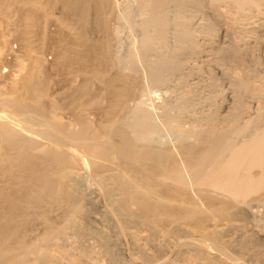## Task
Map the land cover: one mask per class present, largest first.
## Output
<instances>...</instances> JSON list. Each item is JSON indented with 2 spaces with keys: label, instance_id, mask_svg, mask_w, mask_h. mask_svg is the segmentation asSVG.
<instances>
[{
  "label": "bare ground",
  "instance_id": "obj_1",
  "mask_svg": "<svg viewBox=\"0 0 264 264\" xmlns=\"http://www.w3.org/2000/svg\"><path fill=\"white\" fill-rule=\"evenodd\" d=\"M114 1L117 0H0V15L16 16L13 28L25 57L18 59L20 56L8 47L9 38H0V64L9 52L15 63L13 80L6 82V75H0L2 87L7 88L0 93V108L8 112L0 113V264H98L99 258L94 259L91 254L92 258L88 245L86 249L82 246L88 238L98 242L96 245H100L108 261L105 263L156 264L164 255L162 252L169 251L166 248L169 238L181 236L188 238L181 237L183 241H179L182 243L173 257L175 263L234 264L238 258L252 257L255 264H264L257 257L262 239L244 227L245 204L264 205V129L260 130L261 125L257 124L260 128L256 130L258 127L254 128L253 124L234 127L235 124L230 131L217 132L212 130L215 119L205 117L207 122L213 120L209 124L212 129L200 133L205 136H199L194 143H177L181 163L189 170L186 174L192 181L190 187L198 198L195 199L200 201L197 203L191 198L195 195L186 186L189 183L175 155L159 146L155 142L158 139L153 141L149 137L158 131L157 124L148 118L153 126L150 127L147 115L134 101L140 87L136 76L138 66L150 86L159 89L168 87L170 80L190 78V69L194 62H199L210 70L209 82H206L210 88L213 69L238 68V79L232 81L228 77L227 80L232 106H237L238 111L242 101L259 100V108L264 110V96L257 86L251 85L264 77V20L261 24L255 21V28L250 26L252 31H247L257 36L253 46L245 40L233 43L231 35L235 29L225 31L228 34L224 35L227 38L224 46L212 43L201 49L198 41H211L214 30L224 25L225 19L220 17L217 5L224 4L240 15H250L261 8V0H123L120 12L119 4L118 8L114 7ZM51 4L60 5L68 16V23H55L67 32H61L67 43L47 30ZM122 21L137 35L138 48L137 51L132 48L134 54L128 50L126 59L120 60L114 58L108 37L111 24ZM26 23L36 33H25L18 27ZM90 23L94 25L92 32L98 35V38L94 35L95 40L87 36ZM30 35L37 38L41 47L36 49L31 45ZM46 46L58 48L53 66L44 64L39 56L38 51L41 49L43 53ZM189 63L193 64L187 67ZM126 69L130 71L128 74L124 73ZM53 72L60 75L63 94L58 101L48 96L50 101L46 102L49 80L53 79H48V74ZM193 77L200 76L196 73ZM198 91L193 93L196 95ZM133 101L136 106L132 107ZM59 102L61 106L65 103L63 107L70 111L69 122L61 121L56 113L60 110ZM91 114L97 118L89 119ZM83 153L87 163L81 158ZM87 165L97 181L94 183L101 188L99 200L109 209L105 203L95 202L94 196L92 199L86 194L81 175L87 171ZM93 214L101 219L97 220ZM97 222L109 229L111 235L104 228L99 229ZM37 229L40 232L36 234ZM137 231L147 233L145 238L142 236L143 240L140 241ZM216 232L225 238L222 247L226 244L229 252H224L217 243ZM124 235L130 241L132 259L129 255L125 257L121 247ZM71 237L75 240H69ZM67 240L70 245L76 242L75 254V249L65 250ZM142 241L154 244L151 247L158 256H152L151 260L148 253L151 248L146 251L139 243Z\"/></svg>",
  "mask_w": 264,
  "mask_h": 264
},
{
  "label": "rangeland",
  "instance_id": "obj_2",
  "mask_svg": "<svg viewBox=\"0 0 264 264\" xmlns=\"http://www.w3.org/2000/svg\"><path fill=\"white\" fill-rule=\"evenodd\" d=\"M125 2L126 1H128V0H124ZM124 1L123 0H117V1H114V2H116L115 4H114V7L116 6V8H118L120 5L122 6L123 4H124ZM131 1H133V0H131ZM52 2V1H51ZM118 2V3H117ZM260 2H262V4L260 5L261 6V8H259V10L257 9V11H255V12H253V14L252 13H250V15H246V14H244V15H246V16H244V15H240L238 12H236V11H233V9H231V8H229V6L227 7V5H224V4H219V6L217 5L216 7H217V11H218V13H219V15H221L220 17L221 18H223L222 20L224 21V19H225V22H224V25H225V27H224V25H222L218 30H217V28L214 30V35H213V37L212 38H210L211 39V41L209 40H205V41H208V42H204L203 40H201L200 38V40H198V41H201V44H200V42L198 43V44H200L201 45V49L203 48V47H207V45H211L212 43L213 44H219V46H222L223 44L225 45V43L227 44V38H225L226 36H227V34L229 33V31H232V30H230V29H235V30H233V31H235V32H232V33H235L234 35H231V37H232V40L234 41L233 43H236V42H239V43H241V42H243L244 40H245V42L246 43H248L249 45H251V46H253V42H254V40H256V35L254 36L252 33H248L251 29H253V28H255L254 26L255 25H257V24H261V22L264 20V0H261ZM118 4H119V6H118ZM224 5V6H223ZM118 6V7H117ZM119 7L120 9H119V11H118V9H116V8H114V9H116L115 11H116V15H118V17H121V16H119L120 15V13L118 14V12H120V10L122 9V7ZM259 6V7H260ZM60 7V8H59ZM63 9V8H62ZM62 9H61V6L60 5H55V4H51V7H50V16H49V18H48V26H47V30L49 31V33H54L55 35H57V37L58 36H61L60 38L61 39H63L64 38V43H67V41H68V39H65L66 37H65V35H63L62 33H67V32H65V31H61L60 30V28H58V27H56V24L55 23H57V21H60V22H63L64 24L65 23H68V16L66 17V15H65V13L62 11ZM229 11H228V10ZM260 9H262V10H260ZM235 10V9H234ZM118 11V12H117ZM259 11V12H258ZM122 12V11H121ZM226 12V13H225ZM229 12V13H228ZM234 13V14H233ZM260 13H261V15H260ZM8 14V13H7ZM6 14V15H7ZM13 14V13H12ZM9 14L8 16H6L5 14H2V16L0 15V21L2 22V24L0 23V38H5V39H7V38H9V39H7V42H9V44H8V47L9 48H11L10 50H11V52L13 51V53L16 55L17 54V56L19 57L18 59H24L25 57H24V55L22 56V52H21V50H20V45H19V41L17 40V37H16V35H15V29L13 28L14 26L13 25H15L16 24V22H17V20L16 19H14V18H16V16L13 14ZM122 14V13H121ZM230 14V15H229ZM256 14V15H255ZM259 14V15H258ZM3 15H5V16H3ZM11 15V16H10ZM224 17H223V16ZM235 15H237V16H235ZM252 15H253V17H252ZM14 16V17H13ZM225 16H226V18H225ZM244 16V17H243ZM251 16V17H250ZM3 17V18H2ZM250 17V18H249ZM261 17V18H260ZM51 18V19H50ZM195 18H196V16H195ZM194 18V19H195ZM199 17H197L195 20L196 21H199V19H198ZM247 18V19H246ZM2 19V20H1ZM243 21H242V20ZM245 19V20H244ZM122 19H120V21H121ZM195 20H194V22H195ZM234 20V21H233ZM4 21H6V22H4ZM257 22V24H256V22ZM7 22H9L10 23V25H9V27H8V25H7ZM264 22V21H263ZM5 23V24H4ZM121 22H113L112 24H111V26H112V31H111V33H110V36L108 37V40H109V43H110V48H111V51L113 52V55H114V58L116 59H120V60H122V58L123 59H126V56H128L129 55V53L132 51H134L136 48H138V40H137V35L136 36H134V34L133 33H131V30L129 31L128 30V26L122 21V23L120 24ZM197 24H198V22H196ZM199 25H201L202 24V22L201 21H199ZM249 25H248V24ZM4 24V25H3ZM91 24V23H90ZM90 24L88 25L89 27H90V29H88L89 27L87 26V29H88V31L89 32H87L88 33V37L89 38H91L92 37V39H96V37L98 38V35L96 36V32H92V30L94 29V25H93V23L91 24V26H90ZM241 25V26H239V25ZM263 25H264V23H262ZM12 25V26H11ZM249 27H248V26ZM92 26H93V28H92ZM125 26V27H124ZM227 26V27H226ZM228 26H230L229 28H228ZM235 26H237V27H235ZM253 26V28H251V27ZM6 27V28H5ZM18 27L21 29V30H25V33H36L34 30H33V28H32V26L30 27L29 26V24L28 23H26V24H22V25H19L18 24ZM232 27V28H231ZM233 27H235V28H233ZM13 28V29H12ZM91 28H92V30H91ZM222 28V29H221ZM228 28V29H227ZM240 28V29H239ZM244 28V29H243ZM248 28V29H247ZM251 28V29H250ZM14 31H12V30ZM17 29V28H16ZM250 29V30H249ZM76 30V29H75ZM74 30V33L77 31H75ZM91 30V31H90ZM224 30V31H223ZM227 30V32L228 33H225V31ZM237 30V31H236ZM246 31V33H245V31ZM95 31V30H94ZM248 31V32H247ZM252 31V30H251ZM62 32V33H61ZM242 32H243V34H242ZM3 33H5V34H3ZM70 33H73V31L71 32L70 31ZM236 33H238L237 35H236ZM240 33H241V35H240ZM7 34V35H6ZM9 34H10V36H9ZM53 34V35H54ZM60 34V35H59ZM62 34V35H61ZM131 34H132V36H131ZM5 35V36H4ZM13 35H15L14 37H13ZM96 37H95V36ZM224 35H225V37H224ZM247 35V36H246ZM252 35V36H251ZM9 36V37H8ZM13 38H12V37ZM222 36V37H221ZM238 36V37H237ZM241 36V37H240ZM243 36V37H242ZM255 38H254V37ZM10 37H11V39H10ZM134 37V38H133ZM235 37V38H234ZM246 37V38H245ZM29 38H30V40H31V45L33 46V47H36V49H38L39 47H41L40 45H38V43H37V41L38 40H36L37 38L36 37H34L33 35H30L29 36ZM133 38V39H132ZM245 38V39H244ZM254 38V39H253ZM12 39H13V41H12ZM16 41H15V40ZM213 39V40H212ZM226 39V40H225ZM135 40V41H134ZM215 40V41H214ZM243 40V41H242ZM247 40V41H246ZM62 42V44L61 45H63L64 43ZM214 42H216V43H214ZM222 42V43H221ZM231 42V41H230ZM11 43V44H10ZM134 43V44H133ZM202 43H204V44H202ZM209 43V44H208ZM252 43V44H251ZM207 44V45H206ZM60 45V46H61ZM136 45V46H135ZM223 45V46H224ZM59 46V47H60ZM203 46V47H202ZM8 47H7V49H8ZM58 47V46H57ZM129 48V49H128ZM134 50H133V49ZM13 49V50H12ZM18 49V50H17ZM51 49V50H50ZM58 48H55L54 46L53 47H51L50 48V46L48 47V46H46V47H44L43 49H42V51H44L43 53L41 52V49L38 51L39 52V56L40 57H42L41 59H43V62H44V64H46V65H48V66H53V64L55 65V63L54 62H56L55 60V58H56V50H57ZM204 49V48H203ZM20 50V53L18 52ZM128 50H130V52L128 51ZM37 51V50H36ZM136 51H137V49H136ZM17 52V53H16ZM128 53V54H127ZM135 53V51L133 52V54ZM259 53V52H258ZM9 54H10V52H9ZM8 54V56H6L2 61H1V64H0V73H2V74H0V75H6V79H5V81L6 82H10L11 81V79L13 80V75H14V69H15V63H12V59H11V55H9ZM127 54V55H126ZM260 55H261V53H259ZM258 54V55H259ZM42 55V56H41ZM10 56V57H9ZM21 57H23V58H21ZM10 59V60H9ZM5 60V61H4ZM54 60V61H53ZM194 62V61H193ZM138 64V63H137ZM192 64L193 63H189L188 65H187V67H190V66H192ZM8 65V66H7ZM139 65V64H138ZM137 65V66H138ZM203 65V64H202ZM201 65V63H199V62H194V64H193V66H192V69L194 70H192V69H190L191 70V74H189V75H191V77L189 78L188 77V79L186 80H183V81H176V80H173L172 82H171V80L169 81V83H168V87H163V88H157V89H154V88H152L151 86H150V84L147 82V80H146V78H145V75H144V73H143V71H141L142 70V68L140 69L139 67L140 66H138L137 67V72H136V76H137V79H138V82H139V91H138V94H137V96H136V98L134 99V101L136 102V104L137 105H139V107H140V109L143 111V113L144 114H146L147 115V123L149 124L150 122H151V120L150 119H152V121L153 122H155V125L157 124V128H158V131H156V133L155 134H151V136H149V137H151V139L154 141L155 139H158L157 141H155V142H157V144H159V146H162V147H164V148H167V149H169L171 152H172V154L173 155H175L174 157H176L175 159L178 161V164L181 166V171H182V173L184 172L185 174L183 175V176H185V181L187 182V183H189V185H186V186H188L189 188H191L192 187V185H190V184H192V183H190V182H192L191 180H189V175H187L186 174V170L188 169V167L187 168H185L186 166H184L183 164L184 163H181L182 162V159H181V156L179 155V153H178V144H179V142L181 143V141H190V143H194V142H196L197 140H199V138H201L202 136H205L206 134H200V133H205V131L207 132L208 130L207 129H212V130H217V132H227V131H230L231 129H233L232 127L234 126V127H237V124H238V126L239 125H241V126H244V125H249V126H251L250 124H253L252 126L254 127V128H256V127H258L256 130H258L260 127V125H261V128H260V130H262V129H264V127H262V126H264V115L261 113V112H264V110H262L261 108H259V107H261V104H259L258 103V101L259 100H254V102H253V100L251 101V100H248L247 102H241L242 104V106L240 105V104H238L239 105V107L237 108L238 109V111L236 110V107L237 106H232V104H233V102H232V100H231V98H232V96H231V94H230V91H229V89H230V86L228 85V77H229V79L230 80H232V81H235V79L237 80L238 79V73H240L239 72V70L237 71L236 69H238V68H236V69H232V68H230V67H227L226 69L228 70H217V69H213L212 70V74H211V76H212V83H213V85H212V87L210 88V87H208V85L206 86V84L209 82L208 80H209V71L207 70V68H206V66L205 65H203L202 66ZM195 67V68H194ZM201 67V68H200ZM13 68V69H12ZM197 68V69H196ZM200 68V69H199ZM10 70V71H9ZM206 70V71H205ZM236 70V71H235ZM125 71H127V69L126 70H124V73H126V74H128L129 72L127 71V72H125ZM141 71V72H140ZM215 71V72H214ZM224 71V72H223ZM13 72V73H12ZM139 72V73H138ZM202 72V73H201ZM214 72V73H213ZM229 72V73H228ZM54 73V72H53ZM53 73H51V74H48L49 75V77H48V79H50V77H51V81L49 80V87H50V91L48 90V94H47V96H46V98H48V96H49V98L50 99H54L55 101H58V99H59V97L63 94L62 93V91L60 92V90H63L62 89V87H63V83L62 84H60L59 85V82L61 83V81H60V75H58V74H53ZM198 74L200 77L199 78H197V77H193V75H195V74ZM205 73V74H204ZM228 73V74H227ZM193 74V75H192ZM48 75H45V76H48ZM144 75V77H142ZM213 75H214V77H213ZM238 75V76H237ZM58 76V77H57ZM204 76V77H203ZM193 77V79H191ZM223 77H224V80H223ZM208 78V79H207ZM227 78V79H226ZM59 79V80H58ZM141 79V80H140ZM190 79V80H189ZM197 79H198V81H197ZM201 81H200V80ZM1 81H0V93H2V92H4V90H6L7 88L5 87H2V85L1 84H3L2 83V79H0ZM57 80V81H56ZM205 80V81H204ZM226 83H225V82ZM51 82H55V83H51ZM178 84H177V83ZM181 82V83H180ZM193 82V83H192ZM207 82V83H206ZM57 83H58V85H57ZM170 83H171V85H170ZM176 83V84H175ZM191 83V84H190ZM52 84V85H51ZM194 84V85H193ZM195 84H197V85H195ZM51 85V86H50ZM62 85V86H61ZM180 85V86H179ZM182 85V86H181ZM203 85V86H202ZM252 85V87L254 86V87H256V89L258 88V91H259V93H261L262 94V97L264 96V77L261 79V80H258L257 82L255 81V83H252L251 84ZM57 87V88H56ZM177 89H176V88ZM184 87V88H183ZM194 87V88H193ZM198 87V88H197ZM206 87V88H205ZM2 88V89H1ZM188 88V89H187ZM210 88V89H209ZM194 89V90H193ZM199 91H198V90ZM2 90V91H1ZM193 90V91H192ZM204 90H205V92H204ZM195 91H198V93L196 92V95H195V93H193V92H195ZM58 92V93H57ZM201 92V93H200ZM209 92V93H208ZM140 94V95H139ZM194 97H196V98H194ZM105 96H103V98H104ZM186 98V100L184 99V98ZM190 97V98H189ZM193 97V98H192ZM205 97V98H204ZM48 98V99H49ZM190 100H189V99ZM199 98V99H198ZM47 99V101L46 102H48V101H50V99L48 100ZM189 100V103L188 102H186L185 103V101H188ZM192 99V100H191ZM193 99H194V101H193ZM105 100V99H104ZM104 100H103V103H102V106L103 105H105V102H104ZM137 100V101H136ZM179 100H181L180 102V104L179 105H181L183 102L185 103H183L180 107H179V105H178V103H179ZM183 100H185V101H183ZM106 101V100H105ZM131 102L130 103V106H132L133 107V105H135L136 106V104H134L135 102ZM190 101H192V102H190ZM260 102V101H259ZM60 103V110H58L56 113L58 114V116H59V118H60V120L61 121H64V122H69V119H70V111H68L67 109H66V107H63V106H66V104L65 103H63V105L61 106V104H62V102H59ZM261 103V102H260ZM132 104V105H131ZM194 104V105H193ZM187 105V106H186ZM258 105V106H257ZM174 106H178L177 108L176 107H174ZM200 106V107H199ZM169 107L171 108V109H169ZM167 108V109H166ZM182 108V109H181ZM206 108V109H205ZM235 108V109H234ZM258 108V109H257ZM166 109V110H165ZM169 109V110H168ZM200 109V110H199ZM208 109V110H207ZM232 109V110H231ZM240 109V110H239ZM262 111H261V110ZM62 110V111H61ZM168 110V111H167ZM173 110V111H172ZM5 111V112H4ZM7 110L5 109H2L1 110V108H0V113H1V115H2V112L3 113H8V112H6ZM61 111V112H60ZM167 111V112H166ZM176 111H178V112H176ZM68 112V113H67ZM232 112H234V115L236 116V117H234V115H233V113ZM232 114V115H231ZM4 115V114H3ZM151 116V117H149V116ZM156 115V116H155ZM261 115V116H260ZM91 116V117H90ZM162 117V120H161V117ZM239 116V117H238ZM260 116V117H259ZM263 116V117H262ZM89 117V119H96L97 117L96 116H94V114H93V117H92V114L91 115H89L88 116ZM153 117V118H152ZM158 117V118H157ZM205 117L208 119V117H210L208 120H211V119H215V123L213 124L214 126L211 128V127H209L210 125V123H213V120L212 121H208L207 122V120H204L205 119ZM212 117V118H211ZM230 117H232V118H230ZM234 117V118H233ZM238 117V118H237ZM148 118H150V119H148ZM164 118V119H163ZM183 118V119H182ZM202 120H204V121H202ZM229 118L230 119H232V120H229ZM237 118V119H236ZM262 118V119H261ZM92 119V120H93ZM148 120H150V122H148ZM165 120V121H164ZM203 122V123H205V124H203V123H201V121ZM224 120V121H223ZM229 120V121H228ZM237 120V121H236ZM129 122H131V120H129ZM159 122V123H158ZM219 122H222V124L223 125H221V123H219ZM224 122H226V123H224ZM247 122V123H246ZM248 122H249V124H248ZM255 122H257L256 124H255ZM259 122V123H258ZM262 122V123H261ZM165 123H167V125L165 124ZM217 123V124H216ZM219 123V124H218ZM151 124V123H150ZM244 124V125H243ZM257 124H259V126L257 125ZM165 125V126H164ZM208 125V126H207ZM212 125V124H211ZM232 125V126H231ZM246 125V126H247ZM256 125V126H255ZM150 125H148V127H149ZM228 126V127H227ZM240 126V127H241ZM150 127H153L152 126V124H151V126ZM149 127V128H150ZM167 128V129H165V128ZM218 128V129H217ZM228 128H230L229 130H228ZM252 128V127H251ZM151 129V128H150ZM164 129V130H163ZM160 130V131H159ZM162 130V131H161ZM167 130V131H166ZM224 130H226V131H224ZM152 131V130H151ZM165 131V132H164ZM158 134V135H157ZM202 135V136H201ZM199 136H201V137H199ZM148 137V138H149ZM187 138V139H186ZM198 138V139H197ZM150 139V138H149ZM150 139V141H152ZM197 139V140H196ZM148 141V140H147ZM150 141H148L149 143H150ZM192 141V142H191ZM152 143V142H151ZM154 143V142H153ZM178 143V144H177ZM183 143V142H182ZM186 143V142H185ZM165 144V145H164ZM168 144V145H167ZM166 145H167V147H166ZM175 145H176V147H175ZM176 149V150H175ZM175 150V151H174ZM80 153V152H79ZM78 153V154H79ZM178 153V154H177ZM82 153H80L79 155H81ZM180 156V157H179ZM81 158L85 161L86 160V157H85V155H84V153H83V156H81ZM181 160H180V159ZM180 160V161H179ZM87 161V160H86ZM85 161V162H86ZM87 163V162H86ZM182 164V165H181ZM88 167H86V172H85V174H87V175H85V174H82L81 176H82V184H83V188H84V190L86 191V194L89 196L90 195V197H92V199H93V196H94V200H95V202H98V203H105L104 201H101V200H99V199H101L100 198V196L102 195V192H101V188L96 184V183H94V182H97L96 181V179H95V176H94V174H92V172H91V168L89 167V165H87ZM184 166V167H183ZM183 168V169H182ZM90 169V170H89ZM90 172H91V174H90ZM188 172H189V170H188ZM187 172V173H188ZM189 174V173H188ZM92 177H91V176ZM90 177V178H89ZM84 178V179H83ZM91 179V180H90ZM93 182V183H92ZM186 183V184H187ZM93 185V186H92ZM99 187V188H94V187ZM191 186V187H190ZM187 187V188H188ZM86 188V189H85ZM90 188V189H89ZM99 189V191L100 192H97V190ZM193 188H191L190 190H192ZM190 190H188V192H191ZM93 192H96V193H93ZM192 192H193V195H195L194 194V190H192ZM192 192L191 193H189V194H192ZM90 193H93L92 195L90 194ZM100 196H99V195ZM95 195H97V196H95ZM191 196V195H190ZM98 197V198H97ZM191 198H193V199H195V198H197L196 197V195L195 196H191ZM98 201H97V200ZM198 199V198H197ZM197 199H195V201L197 202L198 200ZM198 202H200V201H198ZM197 202V203H198ZM105 205V207H109L106 203L104 204ZM244 205V204H243ZM243 205H242V207H243ZM247 207H244V212H245V214H246V222H244V227H245V229H246V231H248L249 233H254V235L256 234V236L257 237H260V239H262V243H260L259 242V251H257V257H259L260 259H262V260H264V205H262V204H260V203H256V202H254V203H247V204H245ZM262 206V207H261ZM109 209V208H108ZM249 209V210H248ZM112 213V212H111ZM97 214V213H96ZM113 214V213H112ZM112 214H110V217H114V218H112V219H116L115 217L116 216H112ZM114 215V214H113ZM93 216L97 219V220H100L101 218H100V216L99 215H94L93 214ZM98 217V218H97ZM96 224H98V226H99V229H101V228H104V229H102V230H104V231H107V233L109 232V234L111 233L110 231H108L109 229H107L104 225H102L101 224V226H100V223L99 222H97ZM246 225V226H245ZM97 226V227H98ZM104 226V227H103ZM101 227V228H100ZM39 228V227H38ZM214 228V227H213ZM213 230H215L216 231V229L214 228ZM253 230V231H252ZM103 231V232H104ZM40 231L37 229V231H36V234L37 233H39ZM138 233V235H140L141 237L143 236L144 238H145V236L147 235V233L146 234H143V233H145V232H143V231H137ZM143 232V233H142ZM106 232H105V234H107ZM217 233V232H216ZM108 234V235H109ZM217 234H218V236H217ZM216 234V238H218V239H216L217 240V243L220 245V247H221V249L223 248V250H224V252L225 251H228V248L226 247V244H225V246L224 247H222L224 244L222 243V242H224V240H225V238H223L222 237V235L221 234H219V233H217ZM111 235V234H110ZM88 237H89V235H87ZM87 236L85 237V238H87ZM126 237V238H125ZM141 237H140V241L141 240H143V237H142V239H141ZM184 240H185V236H181ZM181 237H173V238H169V240H170V242H168L167 241V250H169V251H166V249L164 250V251H166V252H162V254L161 255H163L162 256V259H161V261L159 262V263H156V264H179V263H175L174 262V259H173V257H174V253L176 252V250H178L179 248H180V245H181V243L182 242H179V241H183L182 240V238ZM90 238H92V237H90ZM123 238H124V240H123ZM180 238V239H179ZM188 238V237H187ZM186 238V239H187ZM72 239V241L73 240H75V239H73V237H71V238H69V240H71ZM158 239H162V238H158ZM69 240H67L68 241V244L67 245H69V247H67V245H65L66 246V249L65 250H69V249H75L74 251H73V253L74 252H77L76 251V246H73V245H75L76 244V242L74 243V242H71V245H70V242H69ZM84 240V239H83ZM93 240H94V242L96 241L95 239H93L92 238V241H91V239H89L88 238V240L86 241V239H85V241L83 242V243H85V245H82L83 246V248L85 247V249H86V245H88V247H87V250H88V248H90L89 250H88V252H89V254L91 255H93L94 256V259L95 258H99L98 260H100V261H98V264H109V263H105V262H108L105 258V256L103 257V253H102V251H101V248H100V245H96V243H98V242H96V243H94L93 242ZM125 240H127V241H125ZM176 240V241H175ZM91 241V242H90ZM220 241V242H219ZM72 243H74V244H72ZM139 243H141V245H144L143 247L146 249V251L148 250V249H150V252H149V250H148V253L150 254V256H149V258L152 260V256L153 257H157L158 256V252L156 253V251L155 250H153V246H155L154 244L153 245H151V244H147L145 241L143 242H139ZM143 243V244H142ZM225 243V242H224ZM121 247H122V249H123V252H124V255H125V257L127 258V257H129L130 256V254H131V251H130V241H129V239H128V237L126 236V235H124V236H122V238H121ZM148 245H150V246H148ZM70 246H72L71 248H70ZM90 246V247H89ZM146 246V247H145ZM148 246V247H147ZM152 246V247H151ZM75 247V248H74ZM92 247V248H91ZM93 247H94V249H93ZM97 247V248H96ZM127 247H129V248H127ZM68 248V249H67ZM100 248V249H99ZM93 249V250H92ZM71 250H69V251H71ZM92 252H91V251ZM96 250V251H95ZM155 251V252H154ZM68 252V251H67ZM91 252V253H90ZM102 253V254H97V253ZM229 252V251H228ZM227 252V253H228ZM262 252V253H261ZM69 253V252H68ZM71 253V254H70ZM69 254L70 255H72L73 253L72 252H70ZM152 253V254H151ZM169 253V254H168ZM75 254V253H74ZM97 254V255H96ZM127 254V255H126ZM148 254V255H149ZM157 254V255H156ZM91 255V256H92ZM95 255H96V257H95ZM100 255V256H99ZM129 255V256H128ZM160 255V254H159ZM93 256H92V258H93ZM98 256V257H97ZM131 257V259L133 258L132 256H130ZM105 260H104V259ZM149 259V260H150ZM154 259V258H153ZM173 259V260H172ZM248 259V260H247ZM251 259V260H250ZM253 258L251 257V258H246L245 257V260H241L240 258H238L237 259V261L238 262H236L235 261V263L236 264H253L255 261L254 260H252ZM170 260H172V261H170ZM94 262H97L96 260L95 261H93L92 263H94ZM104 262V263H103ZM242 262V263H241ZM144 263V262H143ZM234 263V264H235ZM256 263V262H255ZM254 263V264H255Z\"/></svg>",
  "mask_w": 264,
  "mask_h": 264
}]
</instances>
